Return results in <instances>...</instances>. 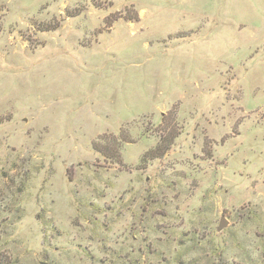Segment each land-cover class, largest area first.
<instances>
[{
    "label": "rangeland",
    "instance_id": "1",
    "mask_svg": "<svg viewBox=\"0 0 264 264\" xmlns=\"http://www.w3.org/2000/svg\"><path fill=\"white\" fill-rule=\"evenodd\" d=\"M0 254L264 264V0H0Z\"/></svg>",
    "mask_w": 264,
    "mask_h": 264
},
{
    "label": "water",
    "instance_id": "2",
    "mask_svg": "<svg viewBox=\"0 0 264 264\" xmlns=\"http://www.w3.org/2000/svg\"><path fill=\"white\" fill-rule=\"evenodd\" d=\"M228 226V221L222 217L221 220H220V224L218 226V230H222V229H225L226 227ZM40 264H47L46 262H41Z\"/></svg>",
    "mask_w": 264,
    "mask_h": 264
},
{
    "label": "trees",
    "instance_id": "3",
    "mask_svg": "<svg viewBox=\"0 0 264 264\" xmlns=\"http://www.w3.org/2000/svg\"><path fill=\"white\" fill-rule=\"evenodd\" d=\"M122 141V140H121ZM146 158V155L142 158V160H144ZM119 163V160H118ZM10 260L8 259V257H3L0 254V264H7Z\"/></svg>",
    "mask_w": 264,
    "mask_h": 264
}]
</instances>
